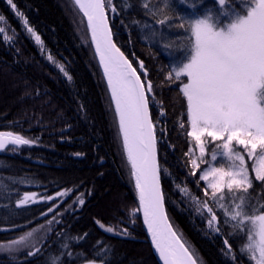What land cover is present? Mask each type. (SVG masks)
<instances>
[{
    "label": "trees",
    "instance_id": "trees-1",
    "mask_svg": "<svg viewBox=\"0 0 264 264\" xmlns=\"http://www.w3.org/2000/svg\"><path fill=\"white\" fill-rule=\"evenodd\" d=\"M13 2L15 10L7 0H0L4 29L0 132H13L31 143L0 151V246L33 229L45 231V238L33 256L0 249V264H53V260L56 264H158L140 211L132 214L139 204L132 169L86 18L74 0ZM112 4L117 11L106 12L114 42L143 82L153 85L149 108L174 232L197 262L255 264L240 251L246 243L243 233L232 234L233 222L225 223L217 201L204 194L207 182L199 176L206 164L192 174L189 148L195 157L199 154L187 135V102L180 81L168 79L172 69L184 62L191 39L188 22L211 10L213 19L226 25L233 13L243 11L245 0H226L227 15L215 0H112ZM161 19L164 25L159 24ZM247 166L253 187L236 195L259 204L264 201V182L255 180L252 161ZM26 193L41 198L40 202L17 206ZM228 195L226 191L225 203ZM205 201L217 215L212 226L211 214L202 206ZM98 222L111 226L113 232Z\"/></svg>",
    "mask_w": 264,
    "mask_h": 264
},
{
    "label": "snow or ice",
    "instance_id": "snow-or-ice-1",
    "mask_svg": "<svg viewBox=\"0 0 264 264\" xmlns=\"http://www.w3.org/2000/svg\"><path fill=\"white\" fill-rule=\"evenodd\" d=\"M7 3L16 9L13 0H7ZM245 3L243 11L233 13L226 25L215 21L211 10L203 18L189 21L191 39L186 46L184 62L172 69L168 79L180 81L182 87L179 90L187 102L190 126L187 135L199 150V156L195 157L193 148H189L193 153L192 174L196 175L201 163L210 165L199 176L207 182L205 196L217 201L225 223L233 222L232 234L243 233L246 243L240 251L247 252L255 264H264V201L253 204L248 197L236 195L237 192L248 193L253 187L240 148L248 159L255 160L252 166L255 180L264 182V0H245ZM75 4L87 18V28L115 104L123 149L131 165L139 200L138 208L132 214L142 211L144 224L163 264H195L169 225L164 211L155 125L149 113L150 97L147 95L153 92V85L142 82L137 69L113 42L106 13V9L113 13L117 11L112 0H75ZM218 5L222 14L227 15L223 11L225 0H218ZM143 7L148 9L149 5L145 3ZM167 7L171 10V5ZM159 24L164 25L165 20H159ZM27 30L33 32L31 27ZM3 32L0 28V33ZM35 39L39 42L40 37L36 35ZM139 67L144 68L142 62ZM144 75L146 77L147 73ZM160 114L163 115V111ZM180 126L184 127L183 124ZM30 143L13 132H0V150L8 145ZM209 144L214 145L211 162L204 159L209 153ZM226 191L228 203H225ZM29 202H35L34 195H25L17 206ZM79 202L83 204V200ZM202 206L211 214L209 225L212 226L217 215L207 201ZM100 227L113 232L111 226L100 223ZM32 235L30 231L0 249L12 250ZM39 251L37 248L27 255L33 256ZM228 251L231 252V246ZM53 264H56L55 260Z\"/></svg>",
    "mask_w": 264,
    "mask_h": 264
},
{
    "label": "rangeland",
    "instance_id": "rangeland-1",
    "mask_svg": "<svg viewBox=\"0 0 264 264\" xmlns=\"http://www.w3.org/2000/svg\"><path fill=\"white\" fill-rule=\"evenodd\" d=\"M215 1L218 3V0H215ZM225 4H226V0H225ZM209 145H210L209 146V149L212 150L214 148V145H212V144H209ZM210 150H209V152L211 153ZM239 150L241 151L242 154L245 155V162H246V164L248 165L249 161H252V164L254 165L255 160L254 159H248L246 153L243 152V149L242 148H240ZM198 154H199V150H198ZM207 156H208V154L204 157L205 160H207ZM125 157L127 159L126 153H125ZM210 162H211V160H210ZM216 163L219 164V161H217ZM209 166H210L209 164H206L205 167H204V169L208 168ZM25 195H30L31 196V195H33V193H26V194H24V196ZM24 196L20 200H22L24 198ZM40 200H41V198L35 197V202H29L27 204L20 205V206H26V205L38 203V202H40ZM18 204H19V202H18ZM32 232H33V235L30 238H28L24 243H22L20 245L14 246L12 250L6 249L7 250V253H9V252H21V251H24V252L27 251V253H28L29 251H33L34 248H36L37 246L39 247V244L45 238V231H43L42 229H36V230L33 229ZM26 234H24V236ZM10 257H13V256L11 255ZM86 264H99V263H97V262H88ZM199 264H201V262H199Z\"/></svg>",
    "mask_w": 264,
    "mask_h": 264
},
{
    "label": "water",
    "instance_id": "water-1",
    "mask_svg": "<svg viewBox=\"0 0 264 264\" xmlns=\"http://www.w3.org/2000/svg\"><path fill=\"white\" fill-rule=\"evenodd\" d=\"M109 26H110V25H109ZM113 42H114V39H113ZM114 43H115V42H114ZM93 47H94V51H95V45H94V44H93ZM121 52H122V51H121ZM95 55H96V58H97V61H98L99 67H100V69H101V71H102V73H103V76H104L103 67H102V65L100 64V59H99V56L96 54V51H95ZM125 57H126V56H125ZM126 58H127V57H126ZM137 74H138V73H137ZM104 79H105L106 84H107V79H106L105 76H104ZM107 86H108V84H107ZM109 91H110V89H109ZM110 94H111V91H110ZM149 113H150V112H149ZM8 146H9V145H8ZM8 146H6V148H7ZM6 148H5V149H6ZM0 151H1V150H0ZM156 152H157V161H158V164H159V160H158V151H157V143H156ZM133 178H134V177H133ZM160 186H161V192H162V194H163L162 185H161V177H160ZM163 197H164V196H163ZM138 201H139V200H138ZM164 211H165V214H166V216H167V221H168L169 225H171V223H170V221H169V218H168L167 211H166L165 201H164ZM140 212H141V218H142V222H143L144 231H145V233H146V235H147V237H148V241H149V243H150V246H151V249H152L153 255H154L156 261L158 262V264H163V261L160 259L159 254L156 252L155 247H154V245L152 244V238H151L150 233H149L148 230H147V226L144 224L143 213H142V211H140Z\"/></svg>",
    "mask_w": 264,
    "mask_h": 264
},
{
    "label": "bare ground",
    "instance_id": "bare-ground-1",
    "mask_svg": "<svg viewBox=\"0 0 264 264\" xmlns=\"http://www.w3.org/2000/svg\"><path fill=\"white\" fill-rule=\"evenodd\" d=\"M110 28H111V26H110ZM111 31H112V29H111Z\"/></svg>",
    "mask_w": 264,
    "mask_h": 264
}]
</instances>
